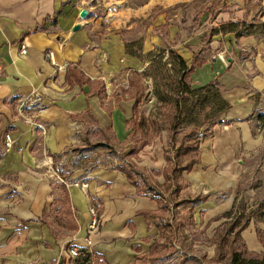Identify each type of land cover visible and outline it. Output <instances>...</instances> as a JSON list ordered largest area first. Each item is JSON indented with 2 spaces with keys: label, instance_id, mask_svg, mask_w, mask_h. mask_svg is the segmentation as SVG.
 <instances>
[{
  "label": "crops",
  "instance_id": "0c3cea01",
  "mask_svg": "<svg viewBox=\"0 0 264 264\" xmlns=\"http://www.w3.org/2000/svg\"><path fill=\"white\" fill-rule=\"evenodd\" d=\"M79 11L68 0H0V151L7 133L12 139L0 153V264H74L64 249L70 242L85 244L94 200L101 209L90 234L92 264H172L177 254L198 264H229L237 247L223 245L227 236L220 239L218 228L229 221L221 212L231 208L230 191L235 195L242 181L240 157L258 145L255 98L264 89V45L257 44V34L241 36L235 39L240 48L253 53L235 50L225 63L222 49L192 72L195 85L217 79L231 106L201 138L199 161L166 180L165 148L153 164L134 160L151 139L131 149V73L121 78L118 91L111 90L123 76L121 62L137 61L125 54L122 40L96 29L92 20H80ZM70 71L78 75L68 79ZM21 101L24 116L17 113ZM93 130L109 131L113 139L126 135L130 158L107 154L109 160L86 168ZM52 158L64 174H50ZM124 163L138 172L135 184L121 169ZM60 177L79 184L65 185ZM145 186L153 190H139ZM220 192L229 194L217 202ZM196 210L203 212L197 217ZM194 224L201 243L186 252L179 243ZM240 241L248 251H263L254 229L242 232Z\"/></svg>",
  "mask_w": 264,
  "mask_h": 264
},
{
  "label": "rangeland",
  "instance_id": "374dc122",
  "mask_svg": "<svg viewBox=\"0 0 264 264\" xmlns=\"http://www.w3.org/2000/svg\"><path fill=\"white\" fill-rule=\"evenodd\" d=\"M66 1V0H65ZM72 8L77 11L79 9H86L88 15L80 20H92L95 22V28L105 33L113 34L116 39L122 40L123 47L125 42H139L142 45L143 52L151 50L155 54L159 52L161 48H173L179 54H181L187 60L188 64L194 60L201 62V60H210L212 56H217L218 51L224 49V55H221L223 62L226 63L227 56H233L235 50H239L240 56L245 55L251 51L248 46H244L245 51L240 48V44L235 40V35L217 34L212 35L215 28L219 24L229 20L245 21V24H254L258 30H261L260 22H264V0H68ZM233 40H231V39ZM219 39V40H218ZM232 41L233 46H230ZM257 44L264 45V33L259 32L256 35ZM236 41V42H234ZM216 46L211 48V46ZM236 46V47H235ZM238 47V48H237ZM232 48V49H231ZM237 48V49H236ZM168 56L167 52L164 53L165 61ZM264 59V55L262 56ZM135 64L128 66L127 57L121 62L124 64L119 73H122L115 83L117 86L111 87L119 90L121 78L125 79V74H130L131 78H134L136 89L143 94V100L140 104L139 111L148 120L147 124L151 131L148 132L151 139L150 145L145 147L138 156L134 158L136 161L146 160L151 164L157 160L162 149L170 148L169 136L172 135L171 141L174 146H178L182 139H185L184 134L188 132L190 134L186 137L187 141L195 136L194 129L184 128L177 132L169 131L173 124H170V119L174 114V107L172 103H166L160 101L155 96V84L151 77H144L139 83L136 75L132 74L134 68H140L144 70L148 64V60L138 59ZM132 61V60H131ZM134 61V62H135ZM167 68L170 69V64H167ZM225 69H222L219 73H223ZM161 75H164L163 77ZM173 76V75H171ZM195 75L191 76V79ZM141 77V76H139ZM169 79V78H168ZM170 82L166 78V73L159 75V90L167 94L169 91ZM124 86H128L127 81L124 82ZM121 91V89H120ZM118 94L122 95V92ZM133 92V91H132ZM256 96V95H255ZM256 111L255 117L258 122H255V139L258 145H255L248 152L240 157L242 160L241 167L243 171L241 174L242 181H240L235 195L230 191L229 193L217 194V202L223 201V196L229 194L231 201V208L229 210L221 212V216L228 217L229 221L221 223L218 230H220L221 239L222 234L225 233L227 237L223 245L228 247H237L240 250L247 248L245 242L240 241L241 233L250 228L254 229L255 233L264 234V89L257 94L255 98ZM138 117L136 122H138ZM152 121V122H151ZM154 122V123H153ZM158 123V124H157ZM148 127V128H149ZM209 127L203 126L200 128V132L203 129ZM160 128V130L158 129ZM126 134V133H125ZM126 136V135H125ZM124 137L120 139H113L114 136L111 132L99 130H93L90 134L91 143L89 155L91 160H86V168L92 167L96 164L97 160H109L105 159L108 154L111 157H117L119 159L127 158L126 151L128 143L125 142ZM5 137V136H4ZM100 142L105 144L99 146ZM152 144V147H151ZM88 146V145H87ZM4 149V147H3ZM2 149V151H3ZM0 151V153L2 152ZM75 151V150H73ZM79 149L76 151L78 152ZM53 159V168L50 170V174H62V171L55 169V160ZM132 160V159H131ZM133 161V160H132ZM84 162V161H82ZM148 164V165H149ZM153 164V163H152ZM69 164H65V167ZM64 174V173H63ZM68 174V173H66ZM68 182H72L67 180ZM233 194V195H231ZM189 205V203H188ZM203 211L196 210V216L198 217ZM251 221L253 224H250ZM197 222H195L196 224ZM194 227L187 230V239H183L179 243L181 248L186 252H191L193 247L197 249L201 243L197 237V232ZM253 225V226H251ZM198 226V223H197ZM191 237V239L189 238ZM204 240V239H203ZM243 240V239H242ZM227 241H229L227 243ZM204 246H210L211 241H202ZM222 243L220 245L222 246ZM182 244V245H181ZM194 246H190L193 245ZM191 247V248H190ZM229 250V249H228ZM227 251V249H226ZM197 254V252H195ZM188 257V258H187ZM189 256L173 255L170 259L172 264H198L193 260H189ZM178 260V261H177ZM227 259L221 261V264H226Z\"/></svg>",
  "mask_w": 264,
  "mask_h": 264
},
{
  "label": "trees",
  "instance_id": "16d2710c",
  "mask_svg": "<svg viewBox=\"0 0 264 264\" xmlns=\"http://www.w3.org/2000/svg\"><path fill=\"white\" fill-rule=\"evenodd\" d=\"M260 25L263 28L258 30L252 23L245 24L243 20L240 22L239 20H229L219 24L212 35H225L228 33H232L235 37L256 35L259 32L264 33V22H260ZM124 52L131 57L148 60V64L143 71L134 70L132 74L136 75V81L139 83L144 77H151L156 87L155 96L157 99L172 103L175 111L170 119V124H174L169 131L175 130L177 132L184 128L194 129L195 136L187 141L186 137L190 135L187 132L184 134L185 139H182L177 147L171 141L172 132L171 135H168L171 146L165 150L167 164L164 169V175L166 180H169V174L189 171L199 161V143L201 138L210 134V127L220 122V116L231 105L223 96L222 86L217 79L209 80L203 84H193L191 74L197 66L201 65V62L193 60L191 64H188L187 60L173 48H161L157 54L151 50L144 53L139 42H125ZM165 52H167L168 56L165 61H162ZM167 64H170V69L167 68ZM163 73H166V78L170 82L169 91H167L168 96L164 92L162 94L159 90V75ZM77 75L78 72L70 71L68 79H70V76L76 77ZM161 76L163 77L164 75ZM135 83L134 78L129 77V87L126 89L129 97L133 99L132 115L127 122L132 140V150H138L145 145L150 139L148 132L151 131L147 124L150 119L144 118L139 111L143 94L138 92ZM137 117L139 118L138 122H136ZM204 125L209 127L204 128L200 132V128ZM158 129L160 130V128ZM120 167L126 173L129 181L135 184L138 179V172L130 164L124 163ZM166 185L168 188L169 184ZM139 190L144 192L151 191L153 188L145 186L139 188ZM258 238L263 246L261 253L233 248L229 253V264H264V234L258 233Z\"/></svg>",
  "mask_w": 264,
  "mask_h": 264
},
{
  "label": "built area",
  "instance_id": "2783aa9c",
  "mask_svg": "<svg viewBox=\"0 0 264 264\" xmlns=\"http://www.w3.org/2000/svg\"><path fill=\"white\" fill-rule=\"evenodd\" d=\"M20 52L21 53L26 52V45L24 43L20 45ZM219 57L220 59L223 60L221 55H219ZM25 106H26L25 101H21L19 103L17 113L20 116H24L23 109ZM11 146H12V139H11V136L7 133L5 135V140H4V151L9 150ZM59 180L65 185H69V184L78 185L79 184L76 181L68 182L63 177H60ZM100 209H101V203L97 200L92 201V203L89 206L90 221L87 226V236L85 238V244L82 246H78L70 242L65 246L64 252L66 253L67 256L75 260L74 264H88V263L92 264V262L90 261L91 260L90 259L91 258V246H92V239L90 237V234L98 228Z\"/></svg>",
  "mask_w": 264,
  "mask_h": 264
},
{
  "label": "water",
  "instance_id": "95a60500",
  "mask_svg": "<svg viewBox=\"0 0 264 264\" xmlns=\"http://www.w3.org/2000/svg\"><path fill=\"white\" fill-rule=\"evenodd\" d=\"M88 15V11L86 10V9H80V11H79V16L81 17V18H83V17H85V16H87ZM79 27H80V25L79 24H76L74 27H73V30L74 31H76V30H78L79 29Z\"/></svg>",
  "mask_w": 264,
  "mask_h": 264
}]
</instances>
